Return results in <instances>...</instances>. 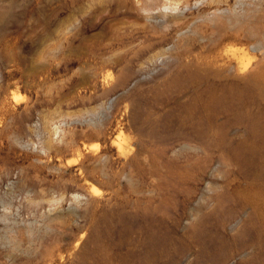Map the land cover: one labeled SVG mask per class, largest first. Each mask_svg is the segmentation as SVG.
I'll return each instance as SVG.
<instances>
[{
  "label": "rangeland",
  "instance_id": "rangeland-1",
  "mask_svg": "<svg viewBox=\"0 0 264 264\" xmlns=\"http://www.w3.org/2000/svg\"><path fill=\"white\" fill-rule=\"evenodd\" d=\"M172 1L0 0V264H264V0Z\"/></svg>",
  "mask_w": 264,
  "mask_h": 264
},
{
  "label": "bare ground",
  "instance_id": "bare-ground-1",
  "mask_svg": "<svg viewBox=\"0 0 264 264\" xmlns=\"http://www.w3.org/2000/svg\"><path fill=\"white\" fill-rule=\"evenodd\" d=\"M152 1V3H147V4H143V5H141L140 7H139V9L143 12V13H145V15H144V17L146 18V20H150V19H155V18H158V17H160V18H164L166 15H167V17L166 18H164L165 19V21L162 23V25H164L165 27H167L169 24H171V23H173V22H175L176 20H177V18L179 17V16H181L182 15V13H178V14H173V12L172 11H175V10H177V2H174V1H172V0H165V2H163L161 5H159V7H157V8H159V11L157 12V13H153V9H154V7H155V4H154V2L156 1V0H151ZM178 1V0H177ZM217 1H219V0H217ZM263 0H234V3H237V10H239L238 12H237V14H240V15H242V14H245V15H249V13L251 14V13H253L256 9H257V7L259 6V4L262 2ZM201 2V1H200ZM180 3V2H179ZM178 3V4H179ZM225 3H227V0L225 1ZM242 5H244V7L242 6ZM197 6V5H196ZM195 7V6H194ZM161 8V9H160ZM235 9V8H234ZM233 9V10H234ZM168 11H170L169 13L170 14H168ZM221 10V8H215L214 9V11L212 12V15H210V18H211V20L213 21V26H214V28H215V24H216V22H220L222 25H224V27H227L229 24L228 23H230V21L228 22V20L226 21L225 20V18L223 17V12L224 11H222ZM226 11V10H225ZM172 12V13H171ZM176 12V11H175ZM174 12V13H175ZM249 12V13H248ZM224 13H227V12H224ZM243 17V16H242ZM237 22V21H236ZM173 24H176V22L175 23H173ZM172 24V25H173ZM233 26V25H232ZM232 26H229V28H231ZM235 27V26H234ZM232 29V28H231ZM249 32V31H248ZM263 37V36H262ZM259 43V42H258ZM260 45V44H259ZM259 45H257V46H259ZM256 47V46H255ZM258 48V47H257ZM261 48V47H260ZM251 49H253V46L251 47ZM262 50V49H261ZM260 50V51H261ZM259 51V52H260ZM261 54H263L262 52H261ZM263 56V55H262ZM259 60V59H258ZM258 60H257V62H258ZM259 61H261V59L259 60ZM255 62V61H254ZM262 63L264 62V61H261ZM259 64H261L260 62H259ZM258 64V65H259ZM257 65V66H258ZM253 66V65H252ZM255 66V65H254ZM252 67L251 69H254L255 67ZM257 68V67H256ZM255 68V69H256ZM241 95V91H239V90H234V91H232L230 94H228L227 93V91H225L224 93H222V94H220V95H218V96H216L215 98H214V104L215 105H224V106H227V105H229L230 104V101H229V98L231 97V96H240ZM130 117H131V119H133V120H136V119H138V105H137V103H134L133 105H132V107H131V111H130ZM171 118L169 117V116H163V117H161V118H159L158 120H156L152 125H151V127H150V130L152 131V130H155L156 128H158V127H160L161 125L162 126H164L165 124H166V122H168L169 120H170ZM250 123H251V128H252V130H253V132H255L256 130H258V129H261L260 127L258 128L257 126H256V123L253 121V122H251L250 121ZM94 129L96 130V131H99L100 130V125H98V124H94ZM125 147H126V143H125V139L123 138L121 141H119V143L117 144V146H116V148H117V151L120 153V154H124V151H125ZM77 151H78V149H76ZM77 153V152H76ZM77 156L79 157L80 156V154H79V151H78V154H77ZM101 158V157H100ZM105 159V158H104ZM74 161V160H73ZM76 166H78V168L80 169L81 168V162H76V164H75ZM81 169H83V168H81ZM57 173V172H56ZM81 173V172H80ZM92 184V186H94L93 185V183H91ZM90 191H91V193H90V195L92 196V197H95V196H99L100 195V193L95 189V188H90ZM76 197V196H75ZM80 197V196H79ZM77 198V197H76ZM17 208V207H16ZM18 209V208H17ZM49 213L50 212H52V210H49L48 211ZM9 213V212H8ZM17 215V214H16ZM48 218H51V216H48ZM6 219V218H5ZM8 226V225H7ZM147 243L149 244V245H151V246H153V247H162L163 245H164V239L163 238H161L159 235H158V233H156L155 231H150L149 233H148V237H147ZM224 251V250H223Z\"/></svg>",
  "mask_w": 264,
  "mask_h": 264
}]
</instances>
